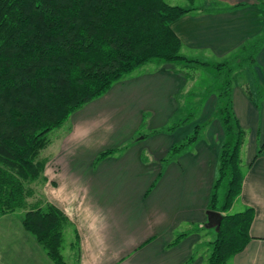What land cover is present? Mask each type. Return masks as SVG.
Listing matches in <instances>:
<instances>
[{
	"label": "crops",
	"instance_id": "obj_1",
	"mask_svg": "<svg viewBox=\"0 0 264 264\" xmlns=\"http://www.w3.org/2000/svg\"><path fill=\"white\" fill-rule=\"evenodd\" d=\"M186 1L190 7L183 8L190 11L170 28L180 54L198 64L137 69L73 113L58 152L47 156L52 203L78 236V264H204L200 230L224 133L215 117L213 83L204 86L200 78L198 87V75L200 68L214 74L215 65L258 42L254 61L231 77L232 110L246 132L242 189L232 207L237 213L250 208L254 217L247 245L227 264H264V8L256 0ZM190 113L200 116L173 133L153 134L177 114ZM198 125H204L198 140L164 165L171 147ZM142 129L146 133L136 140ZM112 150L117 152L96 161ZM13 228L19 234L0 248V264H53L22 227Z\"/></svg>",
	"mask_w": 264,
	"mask_h": 264
},
{
	"label": "trees",
	"instance_id": "obj_2",
	"mask_svg": "<svg viewBox=\"0 0 264 264\" xmlns=\"http://www.w3.org/2000/svg\"><path fill=\"white\" fill-rule=\"evenodd\" d=\"M256 1L264 8V0ZM189 11L166 0H0V217L25 210L24 231L54 264H67L61 250L69 220L54 205L43 209L40 202L27 203L34 194L29 185L47 180V161L39 154L50 144L49 133L147 64H198L180 54L181 42L170 28ZM259 46L247 44L229 62L213 67L215 117L224 141L208 210L222 214V221L209 243L207 264H227L250 238L253 210L229 213L242 189L240 155L246 139L230 92L233 72L252 63ZM188 115L153 134L192 123ZM203 128L196 126L173 145L164 165L193 145ZM116 152L104 151L96 161Z\"/></svg>",
	"mask_w": 264,
	"mask_h": 264
},
{
	"label": "rangeland",
	"instance_id": "obj_3",
	"mask_svg": "<svg viewBox=\"0 0 264 264\" xmlns=\"http://www.w3.org/2000/svg\"><path fill=\"white\" fill-rule=\"evenodd\" d=\"M166 2L172 6L190 7L189 3L186 0H166ZM199 2H200V5L202 4V0H196L194 6H198ZM215 75H216V73L210 74L209 72L200 68L197 86L200 87V85H201L200 84V78H201L202 81L205 82L204 86H209L213 83L212 86L214 87L215 86L214 83H216V82H215V78H213V76H215ZM206 82H207V85H206ZM192 115L194 117V120L200 116L198 113H192ZM187 116H189V115H186V114H177L176 115V117H177V119H179V121L182 120L183 118H186ZM67 123H68V120L59 129H56V130L52 131L51 133H49L48 137L50 140V144L48 145V147H46L44 150H42L40 152V154H39L40 159L46 160L47 156L55 155L58 152L59 149H58V141L57 140L62 135L64 130L68 127ZM170 124L171 123H169L168 125H170ZM202 131H201V133H202ZM140 132L141 133L136 136V138H135L136 140L141 139L142 134H145L146 130L142 129V130H140ZM51 169L53 170V171H51V173H53V174L57 173L56 170H54V168H51ZM44 172H45V169H44ZM43 176L46 178L44 173H43ZM52 185H53L52 181L48 182V179L44 183H42L41 181L31 183L29 185V187L32 188V190L34 191V194L31 198L27 199L28 205H33L35 203L40 202V204H41L40 208H43V209L50 204L54 205L52 203L53 202V200H52L53 196L52 195H54L53 194L54 189H53ZM54 206L57 207L56 205H54ZM238 210H239L238 206L234 205L231 208L229 213L235 214L238 212ZM24 213H25V210H23V211L18 210V211H15L14 213H10V214H7V215L0 217V232L6 233L8 235V237H3L6 235H0V248L3 247V245H5L7 241H10L13 238V235L19 234V231L13 227L16 225L19 226L20 228L22 227L21 221H22ZM71 226H72V224L69 220V224L63 230V244H62L61 252H62V256L64 258V261L67 264H78L79 263V248H78L79 239H78V236H76L74 234L75 230H73L71 228ZM215 233L216 232L214 229L202 228L200 230V236H202V234H203L204 237L206 238V236L208 235L207 239L202 238V241L200 243V257L203 258L204 264H207V259L210 255V252H211V245H209L208 242H212L214 240ZM29 236L32 237L31 235H29ZM40 248L42 249L41 246H40ZM44 253H45V251H44Z\"/></svg>",
	"mask_w": 264,
	"mask_h": 264
},
{
	"label": "water",
	"instance_id": "obj_4",
	"mask_svg": "<svg viewBox=\"0 0 264 264\" xmlns=\"http://www.w3.org/2000/svg\"><path fill=\"white\" fill-rule=\"evenodd\" d=\"M206 216H207V223L204 227L206 229H214L215 232H218L222 221V215L216 211L209 210L206 212Z\"/></svg>",
	"mask_w": 264,
	"mask_h": 264
}]
</instances>
